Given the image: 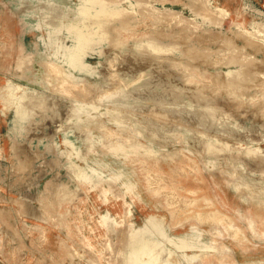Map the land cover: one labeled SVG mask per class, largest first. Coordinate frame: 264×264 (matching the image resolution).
<instances>
[{
  "label": "rangeland",
  "instance_id": "1",
  "mask_svg": "<svg viewBox=\"0 0 264 264\" xmlns=\"http://www.w3.org/2000/svg\"><path fill=\"white\" fill-rule=\"evenodd\" d=\"M0 264H264V0H0Z\"/></svg>",
  "mask_w": 264,
  "mask_h": 264
}]
</instances>
